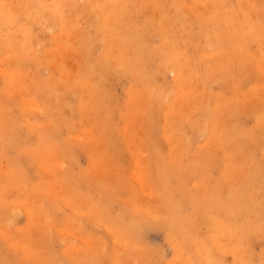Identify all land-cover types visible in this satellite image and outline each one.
Returning <instances> with one entry per match:
<instances>
[{
	"label": "rangeland",
	"instance_id": "1",
	"mask_svg": "<svg viewBox=\"0 0 264 264\" xmlns=\"http://www.w3.org/2000/svg\"><path fill=\"white\" fill-rule=\"evenodd\" d=\"M157 1L151 2L152 4L147 2L148 6L146 2L139 0L122 1L125 4L122 3L120 11L124 13V24L120 26L119 20L114 23L109 5L101 0H65L60 7L63 8L59 9L60 17L58 15L56 20L40 17L39 21L30 20V23L19 13L20 5L24 6L26 0L0 2L1 9H6L9 5L8 9L15 10H11L12 17L16 16L12 21V17L9 18L10 21L7 20L8 17H0V21H3L0 23L4 25L3 28L0 27V71L3 72L2 75L7 72L6 76L0 75V92L3 90L0 93V111H4L0 112V116L4 118L1 124H5H0V131L2 132L3 127H8L3 128L6 129L3 135L0 133V264H195L200 259L196 253V241L204 234L213 235L215 223L207 226L199 223L197 211L203 210V207L193 200L191 202V198L204 200V196H209L207 187L210 188L212 182L214 186H221V196H224L227 186L240 187L245 193H249V208L243 214L246 225H249V235L244 238L240 249L242 248L247 264H264V0L242 2L245 11L249 13V27H254L255 31V37L248 42L249 45L237 44L245 48L242 49L244 52L231 49L227 45V39L221 40L213 36L209 41L205 40L206 29L213 24L225 22L227 14L234 9L236 0L208 2L209 4L203 0H195L196 3L194 0ZM84 2H87L85 6ZM89 4L93 9L89 8ZM75 5L78 10L74 8ZM187 8H190L189 11ZM103 12L106 13L105 16ZM103 17L106 18L102 20ZM208 18L211 19L208 21ZM113 23L117 25L112 26ZM98 24L102 28L99 35ZM114 30L123 35H117ZM104 32L112 36V40ZM114 35L120 36V39L115 37L113 41ZM121 36L125 38V42L128 38L125 46L121 43L123 49L120 44L119 47L116 44L120 43ZM3 40L8 44L10 40L11 45ZM108 40H111L110 45ZM14 41L15 44H12ZM1 42L4 46H1ZM113 44L122 50H109V46ZM16 46L17 49H14L19 53L12 49ZM3 47H9L8 56ZM181 52L186 53V56L183 55L186 58L182 59L187 64L181 67V71L178 69L177 72L171 63L162 64L159 61L161 56L165 58L170 55L175 58ZM20 53L25 60L15 58ZM236 53H240L241 57H238L242 59L238 70L235 69ZM13 61H17V64L13 65ZM52 62L56 64L52 65L58 71L52 67ZM203 65L211 68L214 66V76L201 84L194 77L200 76L201 72L197 74L196 71H202ZM11 73L15 75L12 76ZM45 77H50L51 81ZM5 79L10 80L7 83ZM76 84L83 86L79 88ZM4 93L5 96L2 95ZM24 97H29L26 99L29 103L24 102ZM34 98H38V101ZM20 99H24L22 102L25 106L33 101L36 107L33 109L34 104L31 103L30 109L22 108ZM213 104L216 105L215 111L212 109ZM8 111L10 113L7 114ZM28 112L29 117L23 116ZM10 115L16 118L13 123L8 122ZM197 125L206 127L205 132L197 131ZM246 133L249 141L239 137V134L245 136ZM230 134L235 142L236 138L239 142L234 152H231L227 143ZM47 145L50 148H46ZM169 148L171 149L168 150ZM244 157H249V161L244 160ZM160 162L179 167V174H176L180 178L174 179L173 184L170 183L174 188L170 196L160 182ZM200 175L206 179H202ZM246 176H249V185L245 181ZM179 179L182 181L176 187ZM237 179L236 185L234 182ZM228 200L229 198L226 200L227 204L225 199L224 203H218L222 211L214 217L215 222L223 221L227 224L229 207H232ZM167 201L169 204H176L180 216L185 217L177 225L193 233L185 242V247H189L188 255L182 248L177 250L176 245L165 234L164 228L157 225L162 217L169 216ZM27 209L32 211L31 219L27 218ZM130 217L139 218L140 223L132 224L130 233H127L126 223ZM193 223L194 228L191 227ZM3 231L4 235L8 233L6 239L9 240V245ZM194 238L197 239L193 240ZM212 238L213 236L209 239ZM10 240L20 243L18 246L22 245L23 250L17 248L15 242L10 243ZM24 247L30 254L34 251L37 259L32 254L30 257ZM209 254L217 264H230L232 261V252L222 247L211 249ZM47 255L51 257L48 258Z\"/></svg>",
	"mask_w": 264,
	"mask_h": 264
},
{
	"label": "bare ground",
	"instance_id": "2",
	"mask_svg": "<svg viewBox=\"0 0 264 264\" xmlns=\"http://www.w3.org/2000/svg\"><path fill=\"white\" fill-rule=\"evenodd\" d=\"M13 1H15V0H13ZM65 0H26V2H24V6H22V5H20L19 7H20V11H19V13L21 12V14H23V16H25L24 18H26V20H28L29 21V23H30V20H32V21H39L40 20V17H46V19L47 18H52V19H54V20H56L57 19V17H58V15H59V9H62V8H60L61 7V4L63 5V3H65L64 2ZM69 1V0H68ZM122 1H125V0H101V2H103V3H107L109 6L108 7H110L111 8V11H112V13H113V17L112 18H114V20L113 19H111V21L113 20L114 21V23H115V20L117 21V23H118V20H119V26H120V24H124L123 23V20H124V13H121V11H120V7H121V5H122ZM195 1V0H194ZM0 2L2 3V2H7L8 3V0H0ZM76 2H77V0H76ZM88 2V1H87ZM87 2H84V6L86 5L85 3H87ZM92 2V1H91ZM139 2H146V4H147V6H148V3L147 2H149V3H153V2H158L157 0H139ZM160 2V1H159ZM175 2V1H174ZM203 2H207V4H209L208 2H224V0H203ZM242 2H246V0H236V4H235V6H234V9L232 8L231 10H230V12L227 14V16H226V21L225 22H222V24H220V25H215V24H213L209 29H206V33H205V40L206 41H209L210 40V38L211 37H213V36H216L217 38H220L221 40H223V39H227V45L228 46H230V48L231 49H233V50H237V52H241V51H243L244 49L241 47V46H239V45H237V44H240V43H243V44H245V45H247L248 44V42H250L254 37H255V31H254V27H252V26H250L249 27V13H247L246 11H245V6L243 7L242 5ZM66 3H67V1H66ZM90 3V2H89ZM96 3V2H95ZM136 3H137V1H136ZM151 3V4H152ZM195 3H196V1H195ZM201 3V2H200ZM204 3V4H205ZM4 4V3H3ZM18 4H20V3H18ZM17 4V5H18ZM69 4H71V2H69ZM73 4V3H72ZM74 4H76V3H74ZM97 5L99 4V3H96ZM123 4H125V3H123ZM158 4V3H157ZM185 4H187V2L185 3ZM190 4V3H189ZM7 5V4H6ZM90 5L91 4H89V8L90 9H93V8H91L90 7ZM101 5V4H100ZM156 5V4H155ZM195 5V4H194ZM16 6V5H15ZM66 6V5H65ZM79 6V5H78ZM92 7H93V3H92V5H91ZM99 6V5H98ZM151 6V5H150ZM158 6V5H157ZM156 6V7H157ZM179 6H180V2H179ZM193 6V5H192ZM191 6V8H193ZM4 7V6H3ZM2 7V8H3ZM8 7H9V5L7 6V8L5 9V8H3V9H1L0 8V17L3 19V18H7L8 17V21H12L13 20V18L15 19V17H12V11H15V10H12V9H8ZM76 7V9L78 8L76 5L74 6V8ZM102 7V6H101ZM104 7V6H103ZM108 7H104L105 9H108ZM124 7V6H123ZM153 7V6H152ZM233 7V6H232ZM243 7V8H242ZM12 8V7H11ZM97 8V7H96ZM184 7H182V9H183ZM65 9H66V7H65ZM72 9V8H71ZM99 9L101 10L102 8H100L99 7ZM104 9V10H105ZM188 9V8H187ZM190 9V8H189ZM189 9H188V11H189ZM193 9H195V8H193ZM192 9V10H193ZM12 10V11H11ZM19 10V9H18ZM73 10V9H72ZM78 10V9H77ZM130 10V9H129ZM137 10V9H136ZM184 10V9H183ZM62 11H64V10H62ZM68 11H70V10H68ZM85 11V10H84ZM91 11H93V10H91ZM96 11V10H95ZM111 11H110V13H111ZM65 12V11H64ZM70 12H72V11H70ZM89 12V11H88ZM101 12V11H100ZM109 12V11H108ZM125 12H127V11H125ZM190 12H191V10H190ZM14 13V12H13ZM63 13V12H62ZM77 13V12H76ZM75 13V14H76ZM81 13H82V10H81ZM90 13V12H89ZM104 13V16L106 15V13L105 12H103ZM111 13V14H112ZM187 13H189V12H187ZM67 14V13H66ZM69 14V13H68ZM71 14V13H70ZM69 14V15H70ZM109 14V13H108ZM128 14V13H127ZM176 14H179L178 12H176ZM191 14V13H190ZM94 15H95V12H94ZM99 15H100V13H99ZM103 15V14H102ZM199 15V14H198ZM61 16H63V15H61ZM66 16V15H65ZM73 16V15H72ZM128 16V15H127ZM201 16V15H200ZM12 17V19H10L9 20V18H11ZM59 17H60V15H59ZM96 17V16H95ZM102 17V16H101ZM111 17V16H110ZM170 17V16H169ZM203 17V16H202ZM65 18V17H64ZM106 18V17H105ZM104 17L102 18V20L103 19H105ZM107 18H109L108 16H107ZM195 18V17H194ZM61 19V18H60ZM69 19V18H68ZM70 19H72L73 20V18L70 16ZM98 19V18H97ZM123 19V20H122ZM203 20H204V17L202 18ZM211 18H208L207 20L209 21ZM216 19V18H215ZM214 19V20H215ZM7 20H5L6 22H7ZM62 20H64L63 18H62ZM206 20V19H205ZM4 21V22H5ZM75 21V20H74ZM0 22H3V21H0ZM18 22V21H17ZM19 22H21V21H19ZM41 22V21H40ZM53 22V21H52ZM79 22V21H78ZM106 22H109V21H107L106 20ZM122 22V23H121ZM197 22L198 23H200L198 20H197ZM54 23V22H53ZM87 23V22H86ZM113 23V24H114ZM117 23H116V25H117ZM126 23V22H125ZM204 23H206V22H204ZM209 23V22H208ZM1 24V23H0ZM11 24L12 23H10V26H11ZM50 24V23H49ZM71 24V23H70ZM106 24H108V23H106ZM130 24V23H129ZM99 25V24H98ZM109 25V24H108ZM115 24L114 25H112V26H116ZM148 25V24H147ZM157 25V27H158V24H156ZM162 25H164V24H162ZM171 25V24H170ZM2 26V24L0 25V27ZM4 26V25H3ZM3 26H2V28H3ZM13 26V25H12ZM119 26L117 27V29L119 30ZM161 26V25H160ZM255 26H256V24H255ZM34 27V26H33ZM77 27V26H76ZM97 27V26H96ZM130 27V26H129ZM128 27V28H129ZM258 27V26H257ZM257 27H255V28H257ZM1 28V30H3ZM113 28V27H112ZM126 28V27H125ZM124 28V29H125ZM131 28V27H130ZM179 28V27H178ZM262 28V27H261ZM5 29V28H4ZM13 29H14V27H13ZM114 29H115V27H114ZM122 29H123V27H122ZM260 29V28H259ZM109 30V29H108ZM116 30V29H115ZM114 30V32L117 34V32ZM168 30V29H167ZM257 30V29H256ZM262 30V29H261ZM7 31V30H6ZM46 31H48V29L46 28ZM50 31V30H49ZM64 31V30H63ZM78 31V30H77ZM76 31V32H77ZM88 31V30H87ZM101 31H102V28L100 27V25L98 26V35L101 33ZM105 31V30H104ZM110 31V30H109ZM120 31V30H119ZM127 31H128V29H127ZM133 32H134V30H132ZM131 31V32H132ZM136 31H137V29H136ZM258 31V30H257ZM75 32V33H76ZM85 32V31H84ZM111 32H113V31H111ZM124 32V31H123ZM123 32H121V33H123ZM129 32V31H128ZM133 32H132V34H133ZM33 33H34V31H33ZM77 33H79V32H77ZM97 33V32H96ZM105 34H108V33H106V32H104ZM110 33V32H109ZM3 34H5V32L3 33ZM2 34V35H3ZM9 34H10V32H9ZM68 34V33H67ZM74 34V33H73ZM103 34V33H102ZM119 34V33H118ZM117 34V35H118ZM126 34H128V33H126ZM138 35H139V33H137ZM209 34H211V36L209 35ZM11 35V34H10ZM90 35V34H89ZM97 35V36H98ZM111 35V34H110ZM113 36L114 38H113V41L115 40V37L117 38L118 36ZM119 35H123V34H119ZM134 35V34H133ZM9 36V35H8ZM14 36V35H13ZM56 36V35H55ZM75 36V35H74ZM107 36V35H106ZM108 36H109V34H108ZM107 36V38H111L112 36H109L108 37ZM135 36V35H134ZM9 37H11V36H9ZM8 37V38H9ZM41 37V36H40ZM89 37V36H88ZM120 37V36H119ZM118 37V38H119ZM128 37V36H127ZM3 38V37H2ZM6 38V37H5ZM20 38V37H19ZM23 38V37H22ZM79 38H82V37H79ZM78 38V39H79ZM131 38V37H130ZM0 39H1V37H0ZM67 39V38H66ZM83 39H84V37H83ZM120 39V38H119ZM119 39H117V40H119ZM128 39V38H127ZM127 39H126V42H125V38H123L122 36H121V41L119 40V42L120 43H117L116 42V44H118L117 46L119 47L120 45L122 46V44H123V46H125L124 44H126L128 41H127ZM166 39H168V38H166ZM191 39V38H190ZM236 39H239V40H236ZM11 41H12V39H10ZM10 40H8L9 41V44L11 45V42H10ZM13 40H14V38H13ZM25 40V39H24ZM82 40V39H81ZM111 40H112V38H111ZM111 40L109 41V45L111 44L110 42H111ZM132 40H133V38H132ZM174 40H175V38H174ZM5 43H7L8 44V42L6 41V40H3ZM21 41V40H20ZM40 41H41V39H40ZM171 41H173V40H171ZM170 41V42H171ZM178 41H179V39H178ZM98 42V41H97ZM131 42V41H130ZM170 42H168V43H170ZM177 42V41H176ZM2 44H1V46H4V44H3V42H1ZM17 43V42H16ZM85 43V42H84ZM93 43V42H92ZM95 43V42H94ZM113 43H115V42H113ZM122 43V44H121ZM163 43H164V41H163ZM174 43V42H173ZM247 43V44H246ZM8 44V45H9ZM12 44H15V41L14 42H12ZM21 44H23V43H21ZM45 44V43H44ZM48 44V43H47ZM88 44H90L89 42H88ZM116 44H113L115 47H113V45L110 47L109 46V50L111 49V48H115L116 49V51L119 49L117 46H116ZM120 44V45H119ZM174 44H176V43H174ZM19 45V44H18ZM100 45V44H99ZM169 45V44H168ZM171 45V44H170ZM249 45V44H248ZM7 46V45H6ZM15 46V45H14ZM66 46V45H65ZM89 46V45H88ZM102 46V45H101ZM122 46V49L124 48ZM129 46L132 48V46H131V44H129ZM167 46V45H166ZM165 46V47H166ZM32 47H34V46H32ZM38 47V46H37ZM98 47V46H97ZM4 48V47H3ZM14 48H16L17 49V46L16 47H13L12 49H14ZM21 48H22V46H21ZM40 48V47H39ZM56 48V47H55ZM66 48V47H65ZM92 48V47H91ZM100 48V47H99ZM103 48V47H102ZM118 48V49H117ZM168 48V47H167ZM172 48V47H171ZM6 48H4V50H5ZM9 49V47L5 50V52H7V56L9 55L8 54V50ZM11 49V48H10ZM57 49V48H56ZM98 49V48H97ZM105 49H106V47H105ZM114 49V50H115ZM121 49V48H120ZM119 49V50H120ZM121 49V50H122ZM186 49V48H185ZM243 49V50H242ZM15 50V49H14ZM24 50V49H23ZM26 50V49H25ZM37 50V49H36ZM93 50V49H92ZM104 50V49H103ZM113 50V51H114ZM120 50V51H121ZM207 50V49H206ZM10 51H12V50H10ZM15 51H17L18 53H19V51L18 50H15ZM27 51V50H26ZM29 51V50H28ZM56 51V50H55ZM95 51V50H94ZM101 51V50H100ZM172 51V50H171ZM246 51H248L247 49H246ZM3 52V51H2ZM17 52H13V53H11V52H9L10 54H13V55H15V53L17 54ZM25 52V51H24ZM58 52V51H57ZM62 52V51H61ZM71 52V51H70ZM77 52V51H76ZM174 52V51H173ZM182 52H183V50H182ZM179 53V54H177V56L175 57V58H172V56H170V55H168L167 57H163V56H161V59L159 60V61H162L161 63L162 64H169V63H171L172 64V66L174 67V69L178 72V69L180 70L181 69V67L183 66H185V64L186 63H184L185 62V60H183V59H185L186 57H183V55L184 56H186V53ZM199 52H200V50H199ZM208 52V51H207ZM207 52H205V53H207ZM236 52V51H235ZM244 52V51H243ZM23 53V52H22ZM22 53H20L17 57H15V58H17V59H19L20 57H21V54ZM56 53V52H55ZM93 53V52H92ZM103 53H105V52H103ZM162 53H164V52H162ZM170 53V52H169ZM188 53V52H187ZM193 53H194V51H193ZM202 55H204L203 53H202V51L200 52ZM24 54V53H23ZM75 54V53H74ZM95 54V53H94ZM107 54V53H106ZM144 54H145V52H144ZM147 54V53H146ZM208 54V53H207ZM206 54V55H207ZM210 54H212V53H210ZM246 54V53H245ZM12 55V56H13ZM27 56H28V54H26ZM72 55V54H71ZM104 55V54H103ZM102 55V56H103ZM201 55V56H202ZM206 55H205V60H207V57H206ZM11 56V55H10ZM24 56V55H23ZM33 56H35V55H33ZM174 56V55H173ZM189 56V55H188ZM238 56H240V53L238 54V53H236V56H235V58H236V63H235V69L236 70H238V68H239V66L241 65V63H242V59L241 58H239ZM29 58H30V56H28ZM66 57V56H65ZM91 57V56H90ZM241 57V56H240ZM8 58V57H7ZM10 58V57H9ZM14 58V57H13ZM14 58V59H15ZM22 58V57H21ZM48 58V57H47ZM57 57H55V59H56ZM64 58V57H63ZM70 58V57H69ZM95 58V57H94ZM183 58V59H182ZM190 58V57H189ZM197 58H200V56L198 57L197 56ZM209 58H211V57H209ZM262 58V57H261ZM13 59V60H14ZM23 59V58H22ZM34 59V58H33ZM60 59V58H59ZM115 59V58H114ZM135 59H137L136 57H135ZM193 59H195V56H194V58ZM204 59V58H203ZM16 60V59H15ZM23 60H25V59H23ZM22 60V61H23ZM48 60H50V59H48ZM64 60H66V58L64 59ZM115 60H117V59H115ZM197 60V59H196ZM210 60H214V59H210ZM7 61V60H6ZM5 61V62H6ZM11 61V60H10ZM26 61H27V59H26ZM70 61H71V59H70ZM109 61V60H108ZM118 61H119V59H118ZM120 61H122V60H120ZM189 61V60H188ZM191 61H192V59H191ZM208 61H209V59H208ZM245 61V60H244ZM8 62H9V60H8ZM13 62H15V61H13ZM21 63V62H20ZM19 63V64H20ZM37 63V62H36ZM115 63H117V61L115 62ZM188 63V62H187ZM212 63V62H211ZM10 64H11V62H10ZM14 64H17V61L15 62V63H13V65ZM53 64V62L51 63V65ZM55 64V63H54ZM53 64V65H54ZM60 64V63H59ZM66 64H68V63H66ZM72 64V63H71ZM75 64V63H74ZM73 64V65H74ZM82 64V63H81ZM189 64V63H188ZM193 64V63H192ZM53 65H52V67H53ZM56 65V64H55ZM69 65H70V63H69ZM77 65V64H76ZM113 65L115 66V64L113 63ZM170 65V64H169ZM187 65V64H186ZM7 66V65H6ZM5 66V67H6ZM32 66V65H31ZM62 66H64V65H62ZM71 66V65H70ZM69 66V67H70ZM96 66V65H95ZM106 66H108V65H106ZM123 66V65H122ZM204 66V65H203ZM4 67V66H3ZM170 67V66H169ZM187 67V66H186ZM214 67V66H213ZM212 67V68H213ZM54 68V67H53ZM68 68V67H67ZM66 68V69H67ZM84 68H85V66H84ZM110 68V67H109ZM120 68V67H119ZM126 68H128V67H126ZM211 68V66H209V65H205L204 67H203V70L201 71H196V72H198L197 74H199L200 72H201V74H200V76L198 75V78H196V77H194L195 79H197V83L199 82V83H201V84H203V82H206L207 80H209L212 76H214V70ZM216 68V67H215ZM24 69H27V68H24ZM23 69V70H24ZM55 69V71H58V70H56V68H54ZM53 69V70H54ZM64 69V68H63ZM81 69H83V67L81 68ZM184 69V68H183ZM198 69V68H197ZM42 70H43V68H42ZM47 70H49V69H47ZM65 70V69H64ZM74 70V69H73ZM84 70V69H83ZM217 70V69H216ZM3 71V70H2ZM54 71V72H55ZM63 71V70H62ZM67 71V70H66ZM70 71V70H69ZM68 71V72H69ZM171 72H172V70H170ZM181 71V70H180ZM190 71H192V69H190ZM1 72V71H0ZM13 72H14V70H13ZM12 72V73H13ZM35 72V71H34ZM46 72V71H45ZM71 72H73V71H71ZM80 72V71H79ZM195 72V73H196ZM262 72H264V71H262ZM2 73L3 72H1V74L0 75H2ZM12 73H11V75H12ZM60 73H61V71H60ZM67 73V72H66ZM87 73V72H86ZM182 73V72H181ZM190 73V72H189ZM193 74V75H196V74ZM6 74H7V72H5V75L4 76H6ZM27 74V73H26ZM156 74V73H155ZM180 74V73H179ZM179 74H178V76H179ZM260 74V73H259ZM262 74H264V73H262ZM3 75H2V77H3ZM10 75V76H11ZM15 75V74H14ZM14 75H12V76H14ZM30 75V74H29ZM42 75V74H41ZM54 75H55V73H54ZM63 75V74H62ZM67 75V74H66ZM175 75H177V74H175ZM181 75V74H180ZM18 76V75H17ZM65 76V75H64ZM154 76V75H153ZM197 76V75H196ZM61 77V76H60ZM66 77V76H65ZM75 77V76H74ZM73 77V78H74ZM82 77V76H81ZM80 77V78H81ZM175 77V76H174ZM177 77V76H176ZM181 77V76H180ZM216 77V76H215ZM4 78H6V77H4ZM46 78V77H45ZM62 78H63V76H62ZM70 78V77H69ZM77 78H79L78 77V75H77ZM163 78V77H162ZM11 79V78H10ZM9 79V80H10ZM46 79H48V78H46ZM174 79V78H173ZM179 79V78H178ZM193 79V78H192ZM1 80H2V78H1ZM9 80H4V81H7V83H8V81ZM21 80H23V79H21ZM48 80H50L51 81V78L49 77V79ZM47 80V81H48ZM52 80H54L53 78H52ZM59 80V79H58ZM167 80V79H166ZM75 81V80H74ZM73 81V82H74ZM153 81V80H152ZM41 82V81H40ZM45 82H46V80H45ZM177 82H179V80L177 81ZM188 82V81H187ZM15 83H17V82H15ZM21 83V82H20ZM48 83H50V82H48ZM52 83V82H51ZM50 83V84H51ZM54 83V82H53ZM59 83V82H58ZM61 83V82H60ZM77 84L78 83H80V82H76ZM22 84H23V82H22ZM29 84V83H28ZM37 84V83H36ZM40 84V83H39ZM45 84V83H44ZM76 84V85H77ZM144 84H147V83H144ZM173 84H174V82H173ZM183 84V83H182ZM2 85V84H1ZM6 85V84H5ZM46 85H48V84H46ZM58 85V84H57ZM179 85V84H178ZM9 86V85H8ZM43 86H45V85H43ZM53 86V85H52ZM81 86V85H80ZM83 86V85H82ZM81 86V87H82ZM145 86H147V85H145ZM160 86V85H159ZM158 86V87H159ZM180 86V85H179ZM2 87H4L3 85H2ZM12 87V86H11ZM14 87V86H13ZM17 87V86H16ZM65 87V86H64ZM69 87V86H68ZM77 87H79L78 85H77ZM81 87H79V88H81ZM84 87H87V86H84ZM83 87V88H84ZM163 87V86H162ZM181 87V86H180ZM179 87V88H180ZM44 88V87H43ZM61 88V87H60ZM146 88V87H145ZM175 88V87H174ZM177 88V87H176ZM175 88V89H176ZM2 89H4V88H2ZM35 89V88H34ZM143 90H144V88H142ZM148 89V88H147ZM183 89V88H182ZM185 89V88H184ZM191 89V88H190ZM5 90V89H4ZM73 90V89H72ZM80 90H82V89H80ZM84 90V89H83ZM149 90V89H148ZM170 90V89H169ZM3 91V90H2ZM2 91L0 92V93H2ZM15 91H16V89H15ZM24 90H22V92H23ZM66 91V90H65ZM78 91V90H77ZM87 91H88V89H87ZM86 90H85V92H87ZM150 91V90H149ZM149 91H147V92H149ZM175 91V90H174ZM173 91V92H174ZM177 91H178V88H177ZM177 91H175V92H177ZM179 91H181V90H179ZM185 91V90H184ZM6 92V91H5ZM10 92V91H9ZM21 92V93H22ZM27 92V91H26ZM54 92V91H53ZM81 92H83V91H81ZM155 92V91H154ZM174 92V93H175ZM195 92V91H194ZM253 92V91H252ZM17 93V92H16ZM150 93V92H149ZM157 93V92H156ZM159 93V92H158ZM157 93V94H158ZM181 93V92H180ZM193 93V92H192ZM196 93V92H195ZM214 93V92H213ZM8 94V93H7ZM18 94V93H17ZM53 94V93H52ZM75 94V93H74ZM185 94V93H184ZM212 94V93H211ZM3 96H5V93L4 94H2ZM1 95V97H3ZM19 95H20V93H19ZM24 95V94H23ZM43 95H45V94H43ZM70 95V94H69ZM154 95V94H153ZM183 95V94H182ZM9 96V95H8ZM8 96H7V98H8ZM26 96H27V94H26ZM50 96V95H49ZM130 96V95H129ZM151 96V95H150ZM159 96V95H158ZM176 96H178V95H176ZM181 96V95H180ZM31 97H32V95H31ZM33 97H35L34 95H33ZM165 97V95L164 96H162V98H164ZM193 97V96H192ZM6 98V97H5ZM4 98V99H5ZM15 98V97H14ZM23 98V97H22ZM21 98V99H22ZM29 98V97H28ZM28 98H25L24 97V99L26 100V99H28ZM49 98V97H48ZM155 98H157V96L155 97ZM178 97H176V99H177ZM12 99V97H10V100ZM21 99L19 100V103H20V101H21ZM23 99V100H24ZM35 99V98H34ZM38 99V98H37ZM37 99H35V100H37ZM153 99V98H152ZM169 99V98H168ZM174 99V98H173ZM179 99V98H178ZM15 100V99H14ZM17 100V99H16ZM22 100V101H23ZM24 100V102H28L29 103V101H25ZM30 100V99H29ZM32 100V99H31ZM30 100V101H31ZM34 100V101H35ZM71 100V99H70ZM133 100V99H132ZM142 100V99H141ZM145 100V99H144ZM158 100V99H157ZM187 100V99H186ZM232 100V99H231ZM21 101V102H22ZM38 101V100H37ZM49 101V100H48ZM176 101V100H175ZM249 101V100H248ZM5 102V101H4ZM24 102H22L20 105V107H22V108H25V109H30V105H31V103L32 104H34L33 103V101L32 102H30V105L28 106V105H24ZM52 102H53V100H52ZM184 102V101H183ZM215 103H216V101H214ZM232 102V101H231ZM1 103V102H0ZM16 103V102H15ZM19 103H17V104H19ZM40 103H41V101H40ZM49 103H51V102H49ZM79 103V102H78ZM162 103V102H161ZM36 104V103H35ZM35 104L33 105V109H34V106H35ZM58 104V103H57ZM73 104H75L74 102H73ZM133 104V103H132ZM169 105H170V103H168ZM16 105V104H15ZM45 105V104H44ZM54 105V104H53ZM52 105V106H53ZM79 105V104H78ZM81 105V104H80ZM181 105V104H180ZM186 105V104H185ZM19 106V105H18ZM24 106V107H23ZM158 106V105H157ZM162 106V105H161ZM212 106V105H211ZM211 106H208V107H211ZM213 106H214V104H213ZM28 107V108H27ZM36 107V106H35ZM39 107V106H38ZM44 107V106H43ZM61 107V106H60ZM80 107V106H79ZM159 107V106H158ZM216 107V105L212 108L214 111H215V108ZM235 107H237V106H235ZM17 108V107H16ZM22 108H20V109H22ZM58 108V107H57ZM72 108V107H71ZM162 108V107H161ZM168 108V107H167ZM167 108H165L166 110H167ZM11 109H13V108H11ZM18 109V108H17ZM36 109H38V108H36ZM54 109V108H53ZM31 110H32V108H31ZM66 110V109H65ZM169 110V109H168ZM196 110H197V108H196ZM1 111H3V110H1ZM0 111V112H1ZM11 111V110H10ZM22 111H24L23 109H22ZM33 111V110H32ZM145 111V110H144ZM164 111V110H163ZM193 111V110H192ZM198 111H199V109H198ZM209 111V110H208ZM218 111V110H217ZM4 112V111H3ZM12 112V111H11ZM53 112V111H52ZM7 114L8 113H10L9 111L8 112H6ZM15 113V112H14ZM36 113H37V111H36ZM73 113V112H72ZM164 113V112H163ZM162 113V114H163ZM240 113V112H239ZM12 114V113H11ZM29 114V112L28 113H26V114H24L23 116H25V115H27V117H29L30 115H28ZM196 114V113H195ZM2 115H4V114H2ZM20 115V114H19ZM51 115V114H50ZM165 115V114H164ZM11 116V115H10ZM13 116V115H12ZM11 116V117H12ZM52 116V115H51ZM166 116V115H165ZM202 116H204V115H202ZM10 117V118H11ZM55 117V116H54ZM68 117V116H67ZM0 118H2L1 116H0ZM10 118H7L8 119V122L9 123H13L14 122V119H16L15 117L13 118V120L11 121L10 120ZM11 118V119H12ZM48 118V117H47ZM158 118V117H157ZM7 119H6V121H7ZM37 119V118H36ZM133 119V118H132ZM151 119V118H150ZM159 119V118H158ZM162 119H164V118H162ZM195 119V118H194ZM1 120H4V118H2V119H0V124H1ZM166 120V119H165ZM197 120V119H196ZM208 120V119H207ZM55 121V120H54ZM57 121H59V120H57ZM176 121V120H175ZM179 121V120H178ZM185 121V120H184ZM194 121V120H193ZM17 121H15V123H16ZM25 122V121H24ZM24 122H23V124H24ZM29 122V121H28ZM167 122V121H166ZM7 123V122H6ZM8 123V124H9ZM27 123V122H26ZM49 123V122H48ZM56 123V122H55ZM64 123H66V120L64 121ZM68 123H70L71 124V122H68ZM180 123V122H179ZM192 123V122H191ZM116 124V123H115ZM3 125H5V124H1V126H3ZM7 125V124H6ZM14 125V124H13ZM31 125H33V124H31ZM30 125V126H31ZM43 125H45V124H43ZM58 126V125H57ZM62 126V125H61ZM156 126V125H155ZM171 126H172V124H171ZM25 127V126H24ZM29 127V126H28ZM27 127V128H28ZM33 127V126H32ZM56 127V126H55ZM70 127V126H69ZM3 128H8L7 126L6 127H3ZM1 129L2 130V132L0 131V133H2V135H3V133L5 132L4 130H6V129ZM31 128V127H30ZM58 128V127H57ZM62 128H64V127H62ZM68 128V127H67ZM157 128V127H156ZM160 128V127H159ZM158 128V129H159ZM210 128V127H209ZM212 128V127H211ZM35 129V128H34ZM59 129V128H58ZM57 129V130H58ZM66 129V128H65ZM64 129V130H65ZM73 129V128H72ZM154 129V128H153ZM166 129V128H165ZM205 129H206V127H204V126H202V125H197L196 126V130L197 131H199V132H205ZM33 130V129H32ZM39 130H41V129H39ZM64 130H62V131H64ZM66 130H68V129H66ZM29 131H31V130H29ZM44 131V130H43ZM54 131V130H53ZM68 131H71V130H68ZM162 131H164L163 129H162ZM209 131V130H208ZM214 131V130H213ZM217 131V130H216ZM254 131V130H253ZM32 132V131H31ZM248 132V131H247ZM19 133H21V132H19ZM163 133V132H162ZM206 133H208V132H206ZM20 135V134H19ZM66 135V134H65ZM146 135V134H145ZM190 135V134H189ZM233 135V134H232ZM21 136V135H20ZM47 136V135H46ZM206 136V135H205ZM66 137V136H65ZM64 137V138H65ZM77 137V136H76ZM202 137V136H201ZM239 137L241 138V139H246V141H249V136H248V134L246 133L245 134V136H243L242 134H239ZM1 138V137H0ZM16 138V137H15ZM46 138V137H45ZM63 138V139H64ZM178 138V137H177ZM251 139V138H250ZM70 140V139H69ZM140 140V139H139ZM180 140V139H179ZM2 141V140H1ZM125 141V140H124ZM178 142V141H177ZM257 142V141H256ZM1 143V142H0ZM39 143V142H38ZM49 143V142H48ZM126 143V142H125ZM196 143V142H195ZM203 143V142H202ZM218 143V142H217ZM227 143H228V145H229V148H230V150H231V152H234V149L235 148H237L239 145V142H238V139L236 138V142H235V140L233 139V137L231 136V134H230V136L227 138ZM54 144V143H53ZM136 144V143H135ZM233 144H235V145H233ZM5 145V144H4ZM51 145V144H50ZM142 145V144H141ZM14 146H15V143H14ZM17 146V145H16ZM48 146V145H47ZM67 146H68V143H67ZM168 146V145H167ZM203 146V145H202ZM217 146H219V145H217ZM169 147V146H168ZM200 147V146H199ZM46 148H50L49 146L48 147H46ZM227 148V147H226ZM53 149V148H52ZM171 148H169L168 150H170ZM36 150V149H35ZM60 150V149H59ZM37 151V150H36ZM139 151V150H138ZM172 151V150H171ZM173 151H175L174 149H173ZM202 151H203V149H202ZM225 151V150H224ZM30 152H32V151H30ZM39 152V151H38ZM43 152V151H42ZM45 152V151H44ZM132 152V151H131ZM168 152V151H167ZM170 152V151H169ZM168 152V153H169ZM212 152V151H211ZM23 153H26V152H23ZM152 154V153H151ZM26 155V154H25ZM194 154H192V156H193ZM249 154H246V156H248ZM92 156V155H91ZM167 156V155H166ZM169 156V155H168ZM167 156V157H168ZM191 156V157H192ZM252 156V155H251ZM1 157V156H0ZM94 157V156H93ZM131 157V156H130ZM172 157V156H171ZM189 157V156H188ZM190 157V158H191ZM195 157V156H194ZM19 158V157H18ZM34 158V157H33ZM144 158V157H143ZM150 158H152V156L150 157ZM168 158H170V156L168 157ZM90 159V158H89ZM95 159H97V158H95ZM160 159V158H159ZM184 159V158H183ZM195 159V158H194ZM244 160H247V161H249V157H244L243 158ZM134 160V159H133ZM145 160H146V158H145ZM152 160H154V159H152ZM234 160V159H233ZM236 160V159H235ZM89 161V160H88ZM102 161H103V158H102ZM139 161V160H138ZM11 162V161H10ZM50 162V161H49ZM157 162H159V161H157ZM157 162H156V164H157ZM167 162V161H166ZM77 163V162H76ZM141 163V162H140ZM170 163V162H169ZM91 164V163H90ZM96 164V163H95ZM143 164H144V162H143ZM153 164H155V163H153ZM221 164V163H220ZM161 165V169L159 170V178H160V182L162 183V188L163 189H165L166 191H167V194H168V196H170V194H172V192L174 191V188L170 185V183H172L173 184V180L174 179H176V178H180L177 174H179V172L177 173V171H179V167H173V166H171V165H169V164H167V163H165V162H163V163H161L160 162V164H159V166ZM167 165L169 166V167H167ZM235 165H236V163H235ZM63 166V165H62ZM97 166V165H96ZM221 166V165H220ZM40 167H42V166H40ZM221 167H223V166H221ZM2 167H0V169H1ZM37 168H39V167H37ZM44 168V167H43ZM43 168H41V169H43ZM46 168V167H45ZM96 168V167H95ZM160 168V167H159ZM4 169V168H3ZM89 169V168H88ZM138 169H139V166H138ZM181 169V168H180ZM47 170V169H46ZM249 170V169H248ZM1 171V170H0ZM6 171V170H5ZM142 171H143V169H142ZM232 171V170H231ZM237 171V170H236ZM42 172H43V170H42ZM182 172V171H181ZM94 173V172H93ZM177 173V174H176ZM13 174V173H12ZM22 174V173H21ZM100 174V173H99ZM115 174V173H114ZM144 174V173H143ZM155 174H156V172H155ZM154 174V175H155ZM186 174V173H185ZM191 174V173H190ZM215 174V173H214ZM232 174V173H231ZM237 174H239V173H237ZM237 174H236V176H237ZM14 175V174H13ZM144 176V175H143ZM149 176V175H148ZM156 176V175H155ZM228 176H229V174H228ZM200 177L202 178V179H206V178H204L203 177V175H200ZM239 177V176H238ZM23 178V177H22ZM159 178H158V180H159ZM237 178V177H236ZM243 178V177H242ZM140 179H141V177H140ZM140 179H139V181H140ZM17 180V179H16ZM20 181V180H19ZM148 181V180H147ZM182 180L181 179H179V181H177L176 182V187H178L179 186V183L181 182ZM228 181V180H227ZM237 181H238V179L234 182L236 185H237ZM245 181H246V183L249 185V176H246V178H245ZM117 182V181H116ZM26 183V182H25ZM128 183V182H127ZM142 183V182H141ZM152 183V182H151ZM158 183V182H157ZM222 183V182H221ZM223 184V183H222ZM227 184H228V182H227ZM1 185V184H0ZM24 185H26V184H24ZM27 186V185H26ZM206 186V185H205ZM225 186V185H224ZM21 187V186H20ZM157 187V186H156ZM221 186L220 185H218V184H216L215 186H214V182H212L211 183V185H210V188L209 187H207V191L209 192V196H204V200H197V199H195L194 197L193 198H191V202H192V200L194 201V202H196L198 205H201L202 207H203V210L202 209H199V211H197V216L200 218V221H199V223H201L202 225H208L209 223H213L212 225H214V223H215V233L213 234V235H211V234H204L201 238H199V240H197L196 241V253L200 256V259L195 263V264H217V262L215 261V260H212L211 259V256H210V251H211V249H214L215 247H222V248H225V249H227V250H229V251H231L232 252V261H231V263L230 264H247L246 263V261H245V257H244V254H243V252L241 251V249H240V247H242V244H243V242H244V238L246 237V236H248L249 235V225H246V223H245V218L243 217V214H244V212H245V210H247L248 208H249V193H245L240 187H232V186H227V190L225 191V194H223L224 196H221L222 195V193L220 192V188ZM224 188V187H223ZM254 188H256V187H254ZM19 189H21V188H19ZM117 189V188H116ZM23 191V190H22ZM17 192H18V190H17ZM21 192V191H20ZM11 193V192H10ZM24 193V192H23ZM39 193V192H38ZM176 193H178V192H176ZM208 194V193H207ZM188 195V194H187ZM24 196V195H23ZM32 196V195H31ZM34 196V195H33ZM41 196V195H40ZM47 196V195H46ZM193 196V195H192ZM157 197V196H156ZM155 197V198H156ZM158 198H160V197H158ZM229 198V200L228 201H230L231 202V209H230V207H229V219L226 221L227 222V224L225 223V222H223V221H218V222H215L214 221V217L215 216H218L219 215V212L220 211H222V209H219V205H218V203L219 204H222V203H224L223 202V200L225 199V203L227 204V202H226V200ZM14 200V199H13ZM16 200V199H15ZM26 200V199H25ZM39 200V199H38ZM157 200V199H156ZM35 201H36V199H35ZM129 201V200H128ZM149 201V200H148ZM155 201V200H154ZM1 202H2V200H1ZM10 202V201H9ZM26 202V201H25ZM27 202H28V200H27ZM33 202V201H32ZM7 203V202H6ZM5 203V204H6ZM13 202H11V204H12ZM15 203V202H14ZM29 203V202H28ZM36 203V202H35ZM34 203V204H35ZM39 204H40V202H38ZM19 204H21V203H19ZM33 204V203H32ZM167 204H168V207H170V208H167V210H170L169 211V213H168V217H162L159 221H157L158 223H157V225H159L160 227L162 226L163 228H164V230H165V234L168 236V238L170 239V241H172L174 244V246L176 245V249L178 250L179 248H182V250L183 251H185V253H186V255H188V250H189V247L188 248H186L185 247V242H186V238H189L190 236H193V233L191 232V231H189V230H185L183 227H179L177 224L179 223V222H183L184 220H185V217L184 216H180V214H179V207L178 206H176V204H174V203H170L169 204V202L167 201ZM18 205V202H16V206ZM22 205V204H21ZM14 206V205H13ZM20 206V205H19ZM22 206H25V205H22ZM28 206V205H27ZM27 206H25V207H27ZM38 206H40V205H38ZM1 208V207H0ZM10 208V207H9ZM32 208V207H31ZM36 208V207H35ZM162 208H163V210H164V205H162ZM195 208H197V207H195ZM8 209V208H7ZM12 209H14V208H12ZM24 209V208H23ZM32 209H34V206H33V208ZM3 210V209H2ZM21 210V209H20ZM5 211V210H4ZM25 212L27 213V218L29 219H31V217H30V215L32 214V211H30V210H25ZM47 212V211H46ZM5 213V212H4ZM3 213V214H4ZM25 213V214H26ZM35 214V213H34ZM49 214V213H48ZM54 214V213H53ZM5 215V214H4ZM130 216H131V214H129ZM152 215V214H151ZM155 215V214H154ZM1 216H2V214H1ZM19 217V216H18ZM250 217V216H249ZM0 218H2V217H0ZM153 218H155V217H153ZM232 219V221L230 222V220ZM67 220V219H66ZM188 220L189 221H192V219L191 218H188ZM249 220V219H248ZM153 221V220H152ZM179 221V222H178ZM137 222H139L140 223V219L139 218H133V217H130V218H128V220H127V223L126 224H128V225H126V229H127V233H130V230H131V228H132V224H135V223H137ZM230 222V223H229ZM259 222V221H258ZM3 224V223H2ZM33 224H35V223H33ZM26 225H27V221H26ZM32 225V224H31ZM136 225V224H135ZM40 226V225H39ZM43 226V225H42ZM146 226V225H145ZM5 227V226H4ZM191 227L192 228H194V223L193 224H191ZM2 228V227H1ZM29 228V230H30V226L28 227ZM118 228V227H117ZM0 230H2V229H0ZM4 230H5V228H4ZM25 230H26V228H25ZM207 230V229H206ZM205 230V231H206ZM31 231V230H30ZM43 231V230H42ZM261 231V230H260ZM4 233H3V235L5 234V231H3ZM26 232H28V230L26 231ZM59 232V231H58ZM61 232V231H60ZM0 234H1V232H0ZM27 234V233H26ZM29 234V233H28ZM6 235H8V233L6 232ZM6 235H4L5 236V240H6V242L8 243V245H9V240L7 241V239H6ZM70 235V234H69ZM1 236V235H0ZM213 236V238L212 239H209V238H211ZM3 237V236H2ZM132 237V236H131ZM7 238H9V237H7ZM3 239V238H2ZM119 239V238H118ZM195 239H197V238H194L193 240H195ZM4 240V239H3ZM177 243H176V242ZM12 242V240H10V243ZM13 242H15V241H13ZM12 242V243H13ZM29 242V241H28ZM87 242V241H86ZM85 242V243H86ZM27 243V242H26ZM246 243V242H245ZM14 244V243H13ZM15 244L17 245H15L17 248H21V246L22 245H20V247L18 246L19 244H17V242H15ZM46 245V244H45ZM11 246V245H10ZM12 246H14V245H12ZM28 246V245H27ZM31 246V245H30ZM6 247H7V245H6ZM23 247V246H22ZM32 247V246H31ZM70 247V246H69ZM73 247V246H72ZM16 248V249H17ZM25 248V247H24ZM30 247L28 246V249H29ZM67 248H68V246H67ZM75 248H77V247H75ZM22 249V248H21ZM84 249V248H83ZM13 250H15V249H13ZM18 250H20V249H18ZM23 250V249H22ZM27 249L25 248V252H29L28 254H29V256L32 254V257L35 259V257H36V253L34 254L32 251V253L30 254V251L29 250H27ZM68 250H71V248H68ZM72 250H74V248L72 249ZM216 250V249H215ZM222 250V249H221ZM24 251H22V252H24ZM66 251H67V249H66ZM86 251V250H85ZM24 252V254H25V256L27 255L28 256V254H26ZM72 252V251H71ZM225 252V251H224ZM68 253H69V251H68ZM67 253V254H68ZM37 254H39V253H37ZM65 254V253H64ZM63 254V255H64ZM67 254H66V256H67ZM21 255H23V254H21ZM35 257H34V256ZM73 255V254H72ZM177 255V254H176ZM178 255H179V253H178ZM38 256V255H37ZM48 256V255H47ZM174 256H175V254H174ZM22 257V256H21ZM31 257V256H30ZM49 257H51V256H48V258ZM6 259V258H5ZM24 259H25V257H24ZM28 259H30L29 257H28ZM28 259H27V261H28ZM36 259H37V257H36ZM51 259V258H50ZM78 259V258H77ZM153 259V258H152ZM30 260H32L33 261V259H30ZM175 260V259H174ZM225 260V259H224ZM21 261V260H20ZM22 261H24V260H22ZM36 261V260H35ZM51 261V260H50ZM172 261V260H171ZM176 261V260H175ZM29 262V261H28ZM39 262V261H38ZM55 262V261H54ZM3 263V262H2ZM24 263V262H23ZM51 263V262H50ZM173 262H171V264H172ZM42 264H43V262H42ZM186 264V263H185ZM221 264H224V263H221ZM226 264V263H225Z\"/></svg>",
	"mask_w": 264,
	"mask_h": 264
}]
</instances>
